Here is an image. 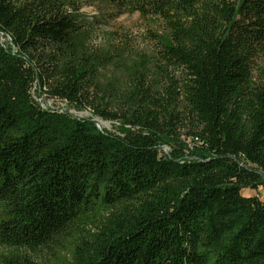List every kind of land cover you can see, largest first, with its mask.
<instances>
[{
    "label": "trees",
    "instance_id": "trees-1",
    "mask_svg": "<svg viewBox=\"0 0 264 264\" xmlns=\"http://www.w3.org/2000/svg\"><path fill=\"white\" fill-rule=\"evenodd\" d=\"M107 2L151 46L122 93L71 0H0V264H264V0Z\"/></svg>",
    "mask_w": 264,
    "mask_h": 264
},
{
    "label": "rangeland",
    "instance_id": "rangeland-1",
    "mask_svg": "<svg viewBox=\"0 0 264 264\" xmlns=\"http://www.w3.org/2000/svg\"><path fill=\"white\" fill-rule=\"evenodd\" d=\"M71 1L88 34V48L105 62L99 68V80L102 83L112 81L118 93H122L128 88V78L133 68L145 74L153 72L152 65L147 61L151 47L147 24L137 13L118 15L107 0ZM36 99L46 108L57 109L73 117L91 118L99 129L114 130L117 126L114 121L93 117L90 110H78L68 103L45 99L43 96L37 95ZM163 150L168 151V148L163 147ZM241 193L256 196L264 202L262 186L256 190L243 189Z\"/></svg>",
    "mask_w": 264,
    "mask_h": 264
},
{
    "label": "built area",
    "instance_id": "built-area-1",
    "mask_svg": "<svg viewBox=\"0 0 264 264\" xmlns=\"http://www.w3.org/2000/svg\"><path fill=\"white\" fill-rule=\"evenodd\" d=\"M54 101V100H53Z\"/></svg>",
    "mask_w": 264,
    "mask_h": 264
}]
</instances>
